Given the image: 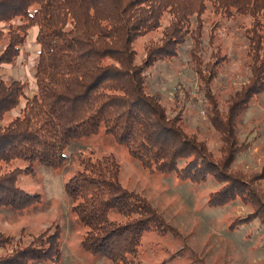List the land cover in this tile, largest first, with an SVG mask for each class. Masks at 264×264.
I'll list each match as a JSON object with an SVG mask.
<instances>
[{"label": "trees", "instance_id": "trees-1", "mask_svg": "<svg viewBox=\"0 0 264 264\" xmlns=\"http://www.w3.org/2000/svg\"><path fill=\"white\" fill-rule=\"evenodd\" d=\"M209 7L221 18L251 19L244 26L249 75L222 109L212 80L227 56L215 43L217 22L204 46L202 15ZM33 27L35 90L27 95L26 80L0 76V212L36 207L41 193L24 189L21 178L41 167L63 168L73 142L103 131L146 172L191 182L211 177L222 184L210 193L211 206L240 196L252 208L243 221L257 219L264 227V165L251 173L231 167L240 148L237 118L264 91V0H0V65L16 63ZM145 36L139 55L134 43ZM188 38L197 87L222 141L219 154L185 129L188 97L176 92L167 105L147 84L151 68L175 57ZM77 161L63 188L84 229L83 250L111 264H149L137 261L144 235L169 224L144 196L122 184L112 153L89 152ZM62 244L58 224L38 233L21 228L16 237L0 230V264L55 261Z\"/></svg>", "mask_w": 264, "mask_h": 264}, {"label": "rangeland", "instance_id": "rangeland-1", "mask_svg": "<svg viewBox=\"0 0 264 264\" xmlns=\"http://www.w3.org/2000/svg\"><path fill=\"white\" fill-rule=\"evenodd\" d=\"M209 10L210 7L202 15L205 20L204 46H207L210 26L217 22L219 33L215 43L221 46L219 53L227 56L212 80L218 107L223 108V100L246 82L249 75L244 26L251 19L246 15L221 18ZM35 31L36 27H33L14 65H0L1 77L27 81V95L35 90L32 76L38 49ZM147 38L135 41L138 52ZM191 44V38H188L175 57L157 62L148 72L147 84L150 91L162 95L167 105L176 92L188 97L184 98L187 100L183 114L185 129L219 154L222 141L208 117L206 98L197 87V75L189 56ZM202 54L203 60L207 61L209 50ZM23 104L24 100L21 101ZM236 134L240 148L234 153L231 167L243 172H258L264 165V91L255 94L238 116ZM89 152L96 155L112 153L120 164L122 184L144 196L169 224V228H164L161 233H145L137 261L149 264H264V227L257 219L243 221L249 217L252 208L240 196L223 205L211 206L208 197L220 189L221 183L211 177L191 182L180 180L174 174L146 172L123 144L115 142L103 131L73 142L67 149L68 160L63 168L41 167L35 176L24 175L21 186L30 192H40L42 199L24 213L0 212V230L16 237L21 228L38 233L58 224L62 229V253L58 260L45 264H111L81 247L84 229L71 212L63 188L64 181L78 165V157ZM260 182L264 187V179Z\"/></svg>", "mask_w": 264, "mask_h": 264}]
</instances>
